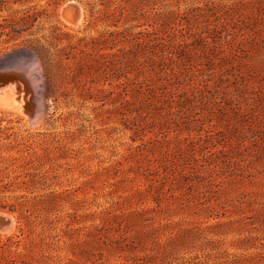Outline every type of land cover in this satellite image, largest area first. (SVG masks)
<instances>
[{
	"label": "rangeland",
	"instance_id": "374dc122",
	"mask_svg": "<svg viewBox=\"0 0 264 264\" xmlns=\"http://www.w3.org/2000/svg\"><path fill=\"white\" fill-rule=\"evenodd\" d=\"M19 55L43 114L0 93V264H264V0H0Z\"/></svg>",
	"mask_w": 264,
	"mask_h": 264
},
{
	"label": "water",
	"instance_id": "95a60500",
	"mask_svg": "<svg viewBox=\"0 0 264 264\" xmlns=\"http://www.w3.org/2000/svg\"><path fill=\"white\" fill-rule=\"evenodd\" d=\"M36 62H38V60L34 56L24 57L19 55L16 58L0 65V89L14 84L19 88L18 91L20 93L21 83L25 84L22 68L27 65H34ZM18 100L20 99L18 98ZM23 108L29 114V123L32 126L38 125L41 119L38 117L37 107L34 105V100L33 102H25ZM11 224V219L8 215L0 214V230L5 231L6 228L11 226Z\"/></svg>",
	"mask_w": 264,
	"mask_h": 264
},
{
	"label": "bare ground",
	"instance_id": "6f19581e",
	"mask_svg": "<svg viewBox=\"0 0 264 264\" xmlns=\"http://www.w3.org/2000/svg\"><path fill=\"white\" fill-rule=\"evenodd\" d=\"M63 13L65 14V18L68 17L71 21H74V22L79 21L82 17L81 5L77 2L67 3L63 9ZM22 72H23V79L25 81L24 87L26 88L28 93L30 92L32 94V96L34 97V99H33L34 105H35V107H37V114H38L39 119H41L42 114H43V104H42V98L40 95L42 78H41V73H40L39 62H36L34 65H31V66H29V65L24 66L22 68ZM6 88H15L16 89V85H14V84L9 85ZM6 88L0 89V93L3 92L4 89H6ZM20 89H21V93H22V91H23L22 85H20ZM19 99H20L19 100L20 102H23L22 95L19 96ZM10 219H11V223H13L12 217H10ZM11 226H12V224H11ZM11 226L6 228L5 231H8Z\"/></svg>",
	"mask_w": 264,
	"mask_h": 264
},
{
	"label": "trees",
	"instance_id": "16d2710c",
	"mask_svg": "<svg viewBox=\"0 0 264 264\" xmlns=\"http://www.w3.org/2000/svg\"><path fill=\"white\" fill-rule=\"evenodd\" d=\"M27 147H30L29 145H25V151L28 152L29 148ZM23 151V150H21ZM17 180V178H16ZM23 183L25 184L26 182L23 181ZM20 235H14V236H11L8 238V243H3V242H0V249L4 250V251H7L9 250V247L10 245H15V247H18L22 241V238H23V235H24V228H20ZM58 237V235L56 236ZM15 254H17V256H22L23 254L21 252H15ZM8 264H19L17 262V260L15 259H9L8 260Z\"/></svg>",
	"mask_w": 264,
	"mask_h": 264
}]
</instances>
